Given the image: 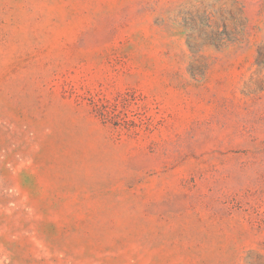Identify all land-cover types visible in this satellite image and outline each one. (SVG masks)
<instances>
[{"label": "rangeland", "instance_id": "1", "mask_svg": "<svg viewBox=\"0 0 264 264\" xmlns=\"http://www.w3.org/2000/svg\"><path fill=\"white\" fill-rule=\"evenodd\" d=\"M0 264H264V0H0Z\"/></svg>", "mask_w": 264, "mask_h": 264}]
</instances>
